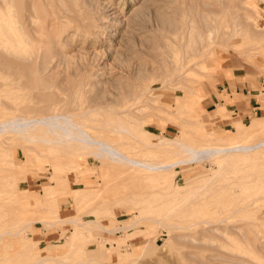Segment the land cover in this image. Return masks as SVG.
Wrapping results in <instances>:
<instances>
[{"label":"rangeland","instance_id":"374dc122","mask_svg":"<svg viewBox=\"0 0 264 264\" xmlns=\"http://www.w3.org/2000/svg\"><path fill=\"white\" fill-rule=\"evenodd\" d=\"M94 1L96 4L92 0L90 7L91 11L92 8L94 10L90 12L95 21L100 23L95 28L98 32L86 38L83 36L73 39L71 36L67 37V40L66 36L64 40L62 38V43L56 47L57 51L61 49L59 54H53L60 56L62 51L71 61L75 60L74 64L71 61L68 63L66 57L62 58L63 54L57 58L50 53L54 58L53 60L50 58L52 62H48V68L52 69L51 66L55 67V64L59 67L62 65L60 69L57 67V71L62 72L64 76L73 77L75 82L76 78L79 79L83 74L97 70L96 73L103 72V75L97 77L95 74L92 80L102 84L92 87L85 85L80 90L77 86L72 87L64 99H59L55 95L54 101L43 97L41 95L43 90L30 86L31 90L39 95L34 102L28 103L30 111L42 109L43 113H47L50 106L56 105L61 110L72 112L74 108L84 107L91 99L89 103L94 104V107L113 105L120 109L122 105L130 104L136 118H144L143 127L149 130L148 136L145 133L141 135L131 131L127 126H119V122L126 119L118 117L116 123L110 111L82 118L79 116V121L81 120L82 125H90L93 128L98 127L99 123L106 125L113 122L111 125L115 129L112 133L104 131L102 134L105 137L113 139L118 144L124 143L122 150L129 155L157 165L190 157L193 151L201 148L209 138L199 135L197 130H193V126V129L185 128L183 120H194L191 118L194 112L189 110L188 105L198 112L206 130L213 131L222 138L233 135L235 123L240 120L248 124L261 117V121L264 122V0H247L243 1L244 3L240 0H161V2L149 0L151 3H148L147 7L152 10L147 13L150 16L147 15L146 19L149 18L147 20H150L151 24H157L152 18L155 12L168 11L175 19L174 29L166 27L164 31L160 30L159 26L155 27L147 22L150 28L153 27L151 30H154L152 33L155 36L151 41H145L144 34L133 29V17L129 15L133 6L138 5L141 0ZM216 1L224 4L219 5ZM110 13L114 14V19L120 18L122 23L109 20L112 18ZM125 18H128L130 23L127 24ZM107 25L112 27V32ZM113 31H116L115 34H112ZM208 32L212 33L211 37L207 35ZM159 36L163 37V40L158 38ZM118 39L121 42L117 41ZM158 39L160 41H157ZM110 46L115 47L114 50L106 52L105 48ZM76 48L86 51L80 52L81 50ZM104 51L105 54L102 55ZM152 53L154 55L164 53V58H167L165 64L169 63V74H173L172 76L176 72L173 65L178 63L176 67L179 70L183 67L184 75H187L190 81H185L177 89L162 86L163 83L158 77L161 68L155 61L157 57L152 58L155 57ZM95 54L99 56L96 57L97 60ZM59 58L66 59L67 65L65 60L60 64ZM89 59H92L91 62ZM187 59H191L194 66H182ZM140 60H143V65L147 69L145 74L136 73ZM85 64L88 69L93 66L91 67L93 70L90 68L92 71H88ZM97 65L101 71L97 69ZM83 67L87 71L83 70ZM61 68L65 69L62 71ZM227 70L242 75L249 73L247 78L254 89L249 95L258 101V108L250 113L235 115L229 102L237 100L238 95L233 92L230 97L225 91L218 95L219 99L213 107L206 109L201 105L202 89L205 91L214 89L221 73H226ZM149 73H154L151 75L158 79L154 81V77L148 78L146 74ZM4 77V71H0V85L3 84ZM147 86L158 87L157 90L154 89L157 95L151 99L153 103L135 100L138 92L144 91ZM15 92H10L7 88L0 91V119L7 113V101L20 93ZM98 92L104 95L100 101L96 97ZM177 98L182 106L181 112L176 110L174 105ZM14 104L17 107L20 105L17 101ZM224 106L225 115L211 117L216 110ZM187 110L192 113L189 114ZM256 134L252 133L251 138L257 139L256 142L264 140V129L258 133L259 137ZM8 136L12 137L9 133L0 134V264H36L39 259L46 256H53L51 258L54 259L38 264H130L136 261L138 255L135 264H222V262L231 264L224 260L220 262L219 259H211L209 256L217 253L226 256L224 253L235 252V255L251 258L250 245L239 239L229 240L225 236L224 239L229 241L227 242L218 235L215 238L221 239L220 241L206 237L190 242L181 237L184 234L198 237L203 224H195L197 221L202 219L213 221L230 214L225 209L249 205L253 207L239 209L235 214L247 211L246 213L257 215L247 221L252 223V227L264 233V219L261 217L264 213V198L260 203L254 204L262 195L261 189L264 188V178L259 177L264 171V147H261L262 151L256 150L251 153L257 161L253 159L250 162H253V165L249 163V167L247 163H244L245 166L241 163L242 168L241 164L239 167L230 161H222L220 177L218 175L213 178V173L218 169L216 164L218 160L213 158H207L199 163L182 164L172 176L146 174L139 167L123 162L115 163L106 157L97 156L93 151L74 149L48 151L43 142L42 145L38 144L39 141H35L37 146L32 149H25L21 144L27 143L20 139L7 142L10 141ZM163 136L179 140L165 145H155ZM69 157L79 161L75 169L72 164L67 163ZM12 169L17 171H15L17 176H5L10 174ZM208 178L212 181L215 179L217 186L216 182H212L214 183L212 185L209 183L211 180L209 182L204 180ZM216 179H220L221 183ZM191 182H197L196 184L200 186L211 185V189L203 190L206 192L210 190L213 192L214 187L219 189L220 184L223 187L218 190L219 193L214 191L199 195L181 192ZM236 183L243 184L241 192L234 187ZM79 188L87 192L83 194V198L76 194ZM233 190L237 192L233 193ZM171 191L174 192L172 196L169 193ZM165 193L169 194L168 197L165 196L166 198L163 195ZM218 196L220 202L217 201ZM169 198H172L174 203L168 211L166 203L164 205L161 202L163 200L162 203L167 202ZM38 199L42 200L39 204L36 203ZM150 215L161 219L170 228L153 222L148 217ZM239 217L238 215L237 218ZM97 221L105 225L106 229L97 226ZM236 222L245 223L244 220ZM107 228L110 231H106ZM40 232L53 234V237L41 242L35 237V234ZM248 234L252 235V232ZM96 249H99L100 256L92 259L91 253Z\"/></svg>","mask_w":264,"mask_h":264},{"label":"bare ground","instance_id":"6f19581e","mask_svg":"<svg viewBox=\"0 0 264 264\" xmlns=\"http://www.w3.org/2000/svg\"><path fill=\"white\" fill-rule=\"evenodd\" d=\"M156 1H158V0H156ZM159 1L161 2V0H159ZM240 1H241V3L247 2V0L246 1L240 0ZM0 2L2 4V6H0V71H4V74H5L3 84L0 85V91H2L3 88H7L10 92L11 91L20 92V93H18L19 94L18 96H16V97L12 96L11 97L12 102H11V100L7 101L8 102L6 104L7 105V107H6L7 113H6V115H4V117L2 119H0V134L9 133L10 136H12L10 138L8 136L10 141H7V142H12L15 139H20L21 141L27 143V144H21L25 149H32L33 147L37 146V143L35 141H39L38 144L43 142L44 146L47 148L48 151H59L57 149H63V150L74 149V150L93 151L96 153L97 156L106 157L107 159L114 161L115 163L123 162L125 164H132L135 167H139L146 174H159V175H170V176L174 175V172L176 171L177 167H179L182 164L199 163L201 161H204L207 158L208 159L213 158L216 161L218 160L216 162V164L218 166L217 171L215 173H213V175L210 174V177L212 175L213 178L215 176L218 177V175L220 177V175H221L220 173L222 170V161H230L234 166H236L238 164L239 167H240L241 163L243 164V166H245L244 163H247L248 167H249V165L253 163V162L250 163L251 161H253V159L255 161H257L255 159V157L252 156L251 153L253 151H256V150H261V147H264V140H261L260 142H256L257 139H252L250 135H252V133H253V135H254V133H257L256 135H258L259 132L261 133V131H263L264 122L261 121V117L256 118L255 120L251 121L248 124H244L243 122H240L241 120L239 121V119H238L239 122L235 123V130L233 131V135H228L225 138H222V137L216 135L215 132L206 130L203 122L199 119L198 112H196L195 110H192V106L188 105L189 110L193 111L194 113L191 114L192 112H189L188 110H187V112H189V114H191V116H192L191 118H193L194 120L191 121L189 119L190 115L188 114L189 116H187V117L189 120H187L186 118H185L186 120H183V123L186 124V125H184L185 128L193 129L192 128V126H193L194 127L193 130H195V131L197 130L196 132L199 135L208 136L209 138H207V141L203 144V146H201V148L193 151V154L190 157L179 158V159L170 161L166 164L157 165V164H154V163H152L146 159L137 158V157H133V156L129 155L127 152L122 150V145L124 143L118 144V143H115V141L113 139L105 137L102 134L104 131L112 133V131L115 129L114 126L111 125V124H113V122H108V124H106V125H104V123L102 124V123L98 122L99 126L96 128H93L90 125L84 126L80 123L81 120L79 121V116L82 118L84 116L95 115L96 113H100L102 111H107V112L110 111V115L112 117H115L114 121L118 117H122V118L126 119V121H124V122H119V126H127L128 129L131 131H134V132L139 133L141 135H143L145 133V135L148 136L149 130L143 127V121H144L143 119L144 118H142V119L136 118V116L131 111L130 104H126V105L124 104V105H122L123 107L121 106L122 108H120V109L113 106V105H108V107L104 106V105H102L100 107H94V104L89 103L92 100L91 99V100H89V102H87V104L84 107L74 108L72 110V112L61 110L56 105L50 106V109H48L47 113H43L44 111H42V109H40L38 111H34V112L32 110L30 111L29 109H31V108L28 107V103L34 102L35 98L39 97V95L35 91L31 90L30 86L36 87L40 90H43L41 95L49 101H54L55 95H57L58 96L57 98H59V99H64L68 94L67 91L69 89H71L72 87L77 86L78 89L80 90L85 85H89V87H92L95 85L98 86V85L102 84L99 82H94L92 80V77H94L96 75H97V77L98 76L100 77L101 74L103 75V72L102 73H96L97 70H95L93 72L92 71L93 66H90L89 69L92 67L91 68L92 70L91 69L89 70L87 65L85 64L88 71H92L93 73L90 72V73H87L85 75L83 74V76L80 77L79 79L76 78L77 82H75V79L73 77L64 76L61 74L62 72L60 73L59 70L57 71V67H59V66H56L55 63L58 64V62L54 63L55 64L54 66L56 67V69H54L55 67H52V66H51L52 69L48 68L49 67L48 62H50L54 58L51 56L50 53L59 54L61 49L59 48L60 50L58 49V51H57L56 47L58 48L60 42L62 43V38H63V40H64L65 36H66V40H67V37L69 38L71 36H72V39L75 37H78V36H83L86 38L87 36L96 34L98 32V31L97 32L95 31V28H96L98 23L95 21V18L92 16V13H91L94 9L92 8V11L90 9L91 4H92V0H0ZM93 2H95V1L93 0ZM216 2L219 5L224 4L223 2H219V1H216ZM148 3H151V2L149 0H141V2L138 5L136 4L133 6V8L131 9L132 10L131 13H129V15L131 14L133 17V19H132L133 29H135V31H137V32H142L144 34V37H145L144 40L145 41H149V40L151 41V39L154 38V36H155L152 33L154 30H151L153 27L150 28L151 26L149 27L147 24V22L148 23L150 22V20H147L149 18L146 19L147 15H148L147 13L152 10V9L149 10V7H147ZM95 4H96V2H95ZM102 4H100V5H102ZM213 5H215L214 1H213ZM111 6H113V5H111ZM165 12L166 11L153 13L154 16L152 15V18L154 19V21H156L157 24H151V22H150V24L154 25V26L157 25V27L159 26L160 30H163V31L165 30L166 27L168 29L171 28V30H172V29H174L173 26H174L175 19L171 13H169L168 11H167V13H165ZM113 13H110V15H112V18H109V20H111L115 23H122V20H120V18L114 19L115 17H113V16L115 13L114 14ZM148 16H150V15H148ZM99 17H100V15L98 16V19H99ZM126 20H127V24H128V22L130 23V21H128V18ZM98 25H100V23ZM128 26H130V25H128ZM107 27H109V26L107 25ZM155 27H154V29H155ZM125 28H126V26H125ZM108 29H109V31H111L112 27L111 28L109 27ZM213 29L215 30V28H213ZM214 30H213V34H214ZM127 31L129 32V29ZM94 32H96V33H94ZM115 32L113 31L112 34H115ZM207 35L209 37H211L212 33L208 32ZM98 36H100V35H98ZM108 36H110V35H108ZM131 38H132V36H131ZM158 38H160V39L162 38V40H163V37H161V36H159ZM160 39H158L157 41H160ZM101 40H103V39H101ZM117 41H120V40L118 39ZM125 41H126V38H125ZM143 41H142V44H143ZM162 42H159V44H161ZM125 43H127V42H125ZM146 43L147 42H145V44ZM68 45H70V43ZM122 45H123V43H122ZM147 46H149V45H147ZM161 46H160V49H161ZM80 48H76V49L77 50L79 49V51L81 50L80 52L86 51V50L83 51L84 49H80ZM114 48H112L110 46L108 48H105V51L110 52V51H113ZM94 50H96V49H94ZM105 51L103 52L102 55L105 54ZM115 51H117V50H115ZM95 53H97V52L95 51ZM54 54H53V56H57V58H58L59 55H54ZM62 54L63 53L61 51V55H60L61 57H62ZM93 54H94V51H93ZM113 54L115 55V53H113ZM85 55H86V53H85ZM154 56L155 57H152V56L151 57L152 58L157 57L156 58L157 60L155 59V61L158 62V66H160V68H161V72L158 74V77H160V79L163 83L162 86L164 85V86L169 87L170 89H177V88L181 87L185 81H190L189 80L190 78L187 75H184V70H182L183 67H181L180 70L176 67L178 65V63H174V65H173L176 68L175 69L176 72H175L174 76H172L173 74L172 75L169 74V66L170 65H169V63L165 64V62L167 61V58H164V53H155ZM64 57H66V59H68V63H69V61H71L68 58V55L63 54L62 58H64ZM96 57L98 58L99 56L97 54H95V59H96ZM50 58H52V59L50 60ZM83 58H86V56H83ZM90 58H91V55H90ZM59 59H58V61L61 60L60 64H61L62 60H65V64L67 65L66 59H60V60ZM95 59L93 58V60H95ZM90 60H92V59H89V61ZM74 61L75 60H73L71 62H73V64H74ZM142 61L141 60H140V62L138 61V65H137L138 69L136 68L137 74H141V73L145 74L146 73L147 69H146V67H144ZM152 61H154V60H152ZM71 62H70V64H72ZM95 62H93V64ZM84 63H88V62H84ZM144 64H146V62ZM79 65H81V63ZM104 65L106 66L107 64H104ZM184 65H189V67H192V66H194V62H191V59H187L183 62L182 66H184ZM63 66H64V64H63ZM98 66L99 65H97V69H98ZM60 67H59V69H60ZM77 67L79 68L78 65H77ZM65 68H68V66ZM65 68H63V69L61 68V70L63 71ZM73 68L76 69V67H74V66H73ZM84 69L85 68L83 67V70ZM87 69H85V70L87 71ZM99 71H101V70H99ZM58 73H60V74H58ZM149 74H146L148 78L154 77V76H152L154 73H149ZM156 75L157 74H155V76ZM158 77L156 79L154 77V79H155L154 81H156L158 79ZM90 78H91V80H90ZM99 79H101V78H99ZM70 84H72V85H70ZM157 88H154V87L151 88V87L147 86L144 91L138 92V94L135 96V100L151 102V99L155 98L157 95L156 92L154 91V89L157 90ZM81 92H79V94H81ZM5 94H8V93H5ZM103 96L104 95L102 94V92H98L96 97L98 98V101H100V99H102ZM16 101L18 104H20L18 107L15 106V104H14ZM93 101H96V100L93 99ZM151 103H153V102H151ZM174 105H175L176 110H178V111L182 110V106L179 104L178 98H177V101ZM225 113H226V108L224 106V107L216 110V112L213 113L211 115V117L217 118V117L225 115ZM232 118L236 119L235 117H232ZM233 122H234V120H233ZM195 125H196V127H195ZM195 128H198V129H195ZM6 137L7 136H5V138ZM257 137H259V135ZM8 138H7V140H8ZM178 140L179 139H176V138L173 139L170 137L163 136L162 138H160V140H158V143H160V141H161V143L160 144L155 143V145H165V144H169V143H173V142H178ZM163 141H165V142H163ZM41 145H42V143H41ZM67 163L72 164V166L75 169L76 164L79 163V161L77 159H75L74 157H69ZM242 164H241V167L243 168ZM252 165H251V167H252ZM255 165H256V163H255ZM246 167H247V165H246ZM18 168H20V167H18ZM20 169H18V170H20ZM13 170L14 169H12L10 171V174H6L5 176H7V177H11V176H15V175L17 176V173H16L17 171L15 170L16 171L15 172ZM22 172H24V171H22ZM259 177L261 179L264 178V171H263V174L259 175ZM211 178L204 179V180L209 182L211 180ZM204 180H202V181H204ZM214 180L213 181L211 180V182H209V183L211 184L212 182H216ZM219 180H217V181L220 182ZM196 183L191 182V184L189 186H185L181 192L185 191V194H199L200 195V193L206 192L203 190H207L210 187L212 188L211 185H209V187H208L207 186L208 184H205L206 186L205 185L200 186V185H197ZM216 184H217V182L215 183V185ZM212 185H214V183H212ZM220 185H221V187H223L222 184H220ZM221 187H219V189ZM234 187H237L238 188L237 190L240 189V192L243 190V184H241V183H236ZM214 188L213 189L215 192L219 190L216 187H214ZM237 190H233V193H236ZM174 191H175V193L177 192V190H174ZM211 191L212 190H210V192L209 191H207V192L214 193V191L213 192H211ZM85 193H87V192L83 188H79L78 191H76V194L80 197H82L83 194H85ZM169 193L171 196L174 194L173 191H171ZM218 193H219V191H218ZM261 193H262V195L254 201V204H256L257 202L260 203L261 200L264 198V188L261 189ZM163 195H164V197L166 195L168 197L169 194L165 193ZM163 195L161 196V198H163ZM219 197L220 196H218V200L216 198L217 201H219ZM169 199H171V200H169ZM169 199L167 202L162 203L164 200L161 202V204H164V205L166 203L165 207H167L168 211L170 210V208L172 207V205L174 203L172 198H169ZM153 201H156V200H153ZM157 201H158V199H157ZM156 205H158V204H156ZM218 206H216V207H218ZM250 206L251 205L235 207V208H231V209H225L230 214H227L226 216L220 217V218L213 220V221L205 220V219H202V220L199 219L200 221H197L195 224H197V223L203 224L202 228L199 229L200 235H198V237H197V236H194L193 234L192 235L184 234V235H182L181 238L185 239V240H189L190 242H194L193 239H195L196 241H199L202 238H206V237L213 239L217 235H218V237L219 236L223 237L222 239H224L225 236L229 240L239 239V240H242L243 242H245V244L250 245L251 254H252L251 258H255V259H251L248 256H247L248 258L247 257L245 258V255H243L244 257L235 255V252L234 253L233 252H231V253L222 252V253L226 254V256H223L221 254L217 255L218 254L217 253L216 255L213 254L212 257L209 256V258L219 259L220 262L224 260V261L230 262L231 264H264V233L260 232L256 228L252 227V225H251L252 223L250 221H247V219L255 218V217H257V215L246 213L247 211L246 212L243 211L242 213L238 214L240 217L237 218L238 215L235 214L237 211H239V209L249 208ZM252 207L253 206H251V208ZM220 208H222V207H220ZM41 209H43V208H41ZM156 209H158V208H156ZM165 210H166V208H165ZM168 211H166V212H168ZM159 214L160 213H158V215ZM148 217L153 222L162 224L165 227H167L168 229L170 228V226H168L167 224H164L161 219L160 220L157 219L156 216L153 217L150 215ZM148 217H147V219H149ZM231 217H233V218H231ZM261 217H262V219H264V213L261 215ZM238 220H244L245 223L236 222ZM78 225H83V223H78ZM96 225L103 228V225L101 223H97ZM249 228H251V229H249ZM106 231H110V229H108ZM250 232H252V235L248 234ZM213 235H214V237H213ZM210 236H212V237H210ZM216 240H214V241H216ZM227 242H229V241L227 240ZM113 245H114V243H113ZM218 252H221V251H218ZM227 252H230V251H227ZM227 254H230V255L227 256ZM239 255H242V254H239ZM48 257L49 256H46L44 258H41L40 260L44 261V262H48V261H50V259H48ZM138 258H139V255L135 258L136 261L134 260L131 263L135 264V262H137ZM222 264H224V263L222 262Z\"/></svg>","mask_w":264,"mask_h":264},{"label":"crops","instance_id":"0c3cea01","mask_svg":"<svg viewBox=\"0 0 264 264\" xmlns=\"http://www.w3.org/2000/svg\"><path fill=\"white\" fill-rule=\"evenodd\" d=\"M248 75L249 73L242 75L239 73H235L233 70L230 71L227 70L226 73H221L218 80L216 81V86L214 87V89L211 88L210 90L207 91L202 89L201 92L203 93V98L201 100V105L206 109L211 108L214 106L215 102L219 99L218 95L221 94L223 91H225L227 95H229L230 97L232 96L233 92H235V94L238 95V99L234 101L231 100L229 102L231 103L229 105L232 107L234 114L238 115L240 113L245 114L252 112V110L258 108L259 105H258V101L255 100L253 97H250L249 95L252 91H254V89L251 87L252 84H250V81L247 78ZM41 202L42 200L38 199L36 203L39 204ZM98 223L100 222L98 221ZM103 228L106 229V226L103 225ZM108 229L109 228H107V230ZM35 237L39 241L43 242V241H48V239H51L53 237V234L40 232V233H36ZM135 249L136 248H134V250ZM91 255H93L92 259L98 258L100 256L99 249L94 250L91 253ZM51 257L53 256L48 257L50 261L54 259ZM43 262L44 261H41L39 259V261L36 262V264Z\"/></svg>","mask_w":264,"mask_h":264}]
</instances>
